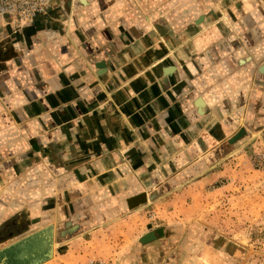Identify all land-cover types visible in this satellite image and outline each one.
Wrapping results in <instances>:
<instances>
[{
    "label": "crops",
    "instance_id": "1",
    "mask_svg": "<svg viewBox=\"0 0 264 264\" xmlns=\"http://www.w3.org/2000/svg\"><path fill=\"white\" fill-rule=\"evenodd\" d=\"M243 127L264 132V0L0 15V248L52 225L42 264L217 260L210 234L236 226L204 202L231 180L212 191L221 211L216 195L248 178L229 142ZM162 204L174 221L154 231Z\"/></svg>",
    "mask_w": 264,
    "mask_h": 264
},
{
    "label": "rangeland",
    "instance_id": "2",
    "mask_svg": "<svg viewBox=\"0 0 264 264\" xmlns=\"http://www.w3.org/2000/svg\"><path fill=\"white\" fill-rule=\"evenodd\" d=\"M262 132L246 131L243 127L229 140L231 144L240 143V151L244 157L239 162V168L249 169L246 171L248 178L239 179L238 183H234L228 196L226 193L216 195L218 200L221 198L219 202L221 211L218 212H213L215 197L212 191L221 192L232 184V181L227 178L221 179L209 187L210 197L207 196L209 198L205 199L204 203L209 206L210 218H213V213H217L223 221L235 223L236 228L222 229V235L218 231L215 235L210 234L208 244L220 254L217 260H207L205 264H264V132ZM158 209V213L152 218L154 228H150L153 230L164 223L174 221L171 217L166 218L170 212L163 211L164 204ZM199 261L201 262L200 259ZM106 263L97 260L88 264Z\"/></svg>",
    "mask_w": 264,
    "mask_h": 264
},
{
    "label": "water",
    "instance_id": "3",
    "mask_svg": "<svg viewBox=\"0 0 264 264\" xmlns=\"http://www.w3.org/2000/svg\"><path fill=\"white\" fill-rule=\"evenodd\" d=\"M240 135V134H239ZM237 135V136H239ZM236 136V137H237ZM236 137L234 139H236ZM145 194L138 195L131 199V201L136 202L140 198L144 197ZM144 200V199H143ZM47 231L49 241L47 243V250L40 253L28 254L27 252H23V249L33 240H35L39 235L45 233ZM159 235L162 234L161 230H157ZM150 235H145L141 239L143 241L148 240ZM53 240H54V232L52 225H47L42 229H39L33 233H30L15 242L3 246L0 248V264H42L52 257L53 253ZM43 253V254H41Z\"/></svg>",
    "mask_w": 264,
    "mask_h": 264
},
{
    "label": "built area",
    "instance_id": "4",
    "mask_svg": "<svg viewBox=\"0 0 264 264\" xmlns=\"http://www.w3.org/2000/svg\"><path fill=\"white\" fill-rule=\"evenodd\" d=\"M60 0H0V15L11 14L23 23L53 21Z\"/></svg>",
    "mask_w": 264,
    "mask_h": 264
},
{
    "label": "bare ground",
    "instance_id": "5",
    "mask_svg": "<svg viewBox=\"0 0 264 264\" xmlns=\"http://www.w3.org/2000/svg\"><path fill=\"white\" fill-rule=\"evenodd\" d=\"M54 232V230H53ZM48 233L47 231L45 233H42L37 237L35 240L30 242L24 249L23 252H27L28 254H35V253H40L44 252L47 250L46 246L49 241ZM53 247H54V240H53ZM43 254V253H41Z\"/></svg>",
    "mask_w": 264,
    "mask_h": 264
}]
</instances>
